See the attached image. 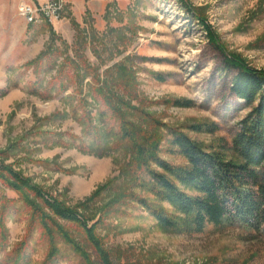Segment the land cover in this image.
I'll return each mask as SVG.
<instances>
[{
    "label": "rangeland",
    "instance_id": "1",
    "mask_svg": "<svg viewBox=\"0 0 264 264\" xmlns=\"http://www.w3.org/2000/svg\"><path fill=\"white\" fill-rule=\"evenodd\" d=\"M101 1L66 0L65 18L54 26L29 25L15 2L0 0V195L19 198L4 179L12 171L49 197L83 211L113 264H264V238L255 231L213 224L201 233L161 228L128 196L134 192L159 203L155 195L140 187L124 189L125 151L103 156L92 151L96 143L86 132L87 109L79 106L75 114L73 105L79 97H67L75 83L64 95L51 91V79L58 70L51 69V43L61 49L67 44L73 57L78 39L75 20L88 36L84 53L99 68L100 78L106 79L104 71L116 64L131 70L130 80L126 76L113 79L116 95L206 146L217 149L230 144L249 108L230 90L234 71L224 69V56L235 52L250 67L264 69V0H106L107 6L113 3L108 20L107 6L100 7ZM183 1L193 12L191 17ZM210 31L219 45L211 42ZM41 53L45 59L36 71L35 60ZM90 80L83 82L85 92ZM178 99L190 100L192 106H176ZM88 100L91 105L85 114L95 126L105 129L117 124L111 113L101 117L100 102ZM212 123L217 126L213 133L192 129ZM161 135L164 147L170 136L165 129ZM160 155L176 166L187 165L179 153L162 151ZM119 185L123 189H117ZM97 191V198L87 202ZM119 196L125 197L122 203L114 202ZM109 203L114 205L106 212ZM162 206L172 211L167 204ZM4 227L7 240L0 264H15L14 251L22 243L31 259L27 264H46L47 241L38 230L27 239L28 220L10 216ZM66 260L63 264L77 262L72 257Z\"/></svg>",
    "mask_w": 264,
    "mask_h": 264
},
{
    "label": "trees",
    "instance_id": "2",
    "mask_svg": "<svg viewBox=\"0 0 264 264\" xmlns=\"http://www.w3.org/2000/svg\"><path fill=\"white\" fill-rule=\"evenodd\" d=\"M112 6L113 3L107 6V20ZM182 6L188 16L193 13L185 2ZM200 20L206 24L203 17ZM73 25L78 29L73 57L67 52L69 46L65 42V49L51 43V69L58 67L51 79V91H56L59 96L64 95L68 86L75 83L74 92L67 95L70 99L79 97L76 105H73L75 114L79 106L87 109L84 112L89 114L91 103L88 97H91L101 103L99 114L102 118L111 113L112 119H117V124L100 129L85 113L83 115L88 126L86 132L96 143L92 151L99 156L118 149L125 151L128 160L121 166V179L126 184L124 189L140 187L154 194L159 203L150 202L134 192L128 196L144 207L166 231L201 233L210 224L234 225L255 231L264 238V69L250 67L235 52L224 56V69L234 71L230 90L244 102L249 112L238 123L231 143L215 149L192 139L179 128L156 120L151 113L132 106L129 100L125 101L122 95H116L113 79L126 76L130 80L131 70L123 64H116L104 71L106 79L100 78L99 68L92 66L84 53L89 45L87 34L79 30L75 20ZM209 35L214 46L219 45L212 31ZM63 55L62 62L58 63ZM44 59V53L37 57L36 71ZM88 77H91V82L87 84L88 91L85 92L83 82ZM127 95L132 98V95ZM174 104L192 106L187 99L175 100ZM118 105L125 109L120 110L116 107ZM163 129L170 136L164 147ZM192 129L213 133L217 126L214 123L206 126L200 124L192 126ZM162 151L181 154L187 160V165L171 164L160 155ZM4 179L19 198L11 200L0 195V252L6 249V218L24 217L29 223L27 239L38 230L40 238L47 241L49 250L46 264H63L65 259L69 262L71 257L77 260L71 264H113L96 233L95 225L89 224L90 219L83 211L49 197L39 186L31 184L30 180L16 172L9 171V176ZM116 188L123 189L121 185ZM98 194L99 191L87 202L93 201ZM123 198L116 197L114 202L120 203ZM111 204L106 212L112 209ZM163 204H167L172 211H168ZM26 251L23 243L19 244L14 251L17 253L13 257L15 264H27L31 260Z\"/></svg>",
    "mask_w": 264,
    "mask_h": 264
},
{
    "label": "built area",
    "instance_id": "3",
    "mask_svg": "<svg viewBox=\"0 0 264 264\" xmlns=\"http://www.w3.org/2000/svg\"><path fill=\"white\" fill-rule=\"evenodd\" d=\"M16 3L19 15L29 25L48 23L57 25L65 18L67 2L65 0H48L33 3L27 0H12Z\"/></svg>",
    "mask_w": 264,
    "mask_h": 264
},
{
    "label": "crops",
    "instance_id": "4",
    "mask_svg": "<svg viewBox=\"0 0 264 264\" xmlns=\"http://www.w3.org/2000/svg\"><path fill=\"white\" fill-rule=\"evenodd\" d=\"M27 1L40 4V3H44V2H46V1H48V0H27ZM65 1H66V0H65ZM107 1L110 2V1H113V0H107ZM107 1H106V0H102V1H101V6H100V7L105 6V5L108 3ZM89 6H90V2H89ZM106 6H107V5H106ZM55 26H56V25H55Z\"/></svg>",
    "mask_w": 264,
    "mask_h": 264
}]
</instances>
